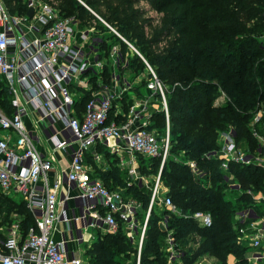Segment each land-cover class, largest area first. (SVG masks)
Listing matches in <instances>:
<instances>
[{
  "label": "trees",
  "instance_id": "trees-1",
  "mask_svg": "<svg viewBox=\"0 0 264 264\" xmlns=\"http://www.w3.org/2000/svg\"><path fill=\"white\" fill-rule=\"evenodd\" d=\"M6 1L12 12L27 9L24 0ZM85 1L135 45L168 84L172 153L174 150L182 157L166 159L161 178L168 187L166 195L171 196L179 212L166 206L164 211L170 214L163 229L159 203L152 205L140 264H168V236H172L182 264H196L204 255L229 264L228 253L237 257L236 264H250L249 246L236 242L245 220L235 217L246 208L247 202L254 201L253 189L264 190V168L253 159L250 162L231 160L225 169L223 159L213 152L221 148L219 130L229 127L235 130L237 142L246 143L250 154L259 152L261 141L254 127L264 135V115L255 126L252 120L264 106V42L258 41V35L264 32V0ZM142 1L161 13L159 18L149 17L148 9L139 7ZM58 7L63 15L77 18L80 27L90 26L95 20L102 31H109L113 42L100 43V49L108 54L112 44L119 43L123 54H132L127 66L133 73L138 74L146 66L138 53L78 0H59ZM110 72V66H106V79ZM176 82L181 84L174 87ZM222 90L229 99L225 104L216 105ZM89 95L88 91L82 95L80 105H84ZM0 108L7 113L13 111L10 90L1 76ZM155 116L165 121L164 114L160 117L155 112ZM98 149L102 151L104 146L100 144ZM106 158L111 163L119 161L108 150ZM145 159L140 160L141 173L159 172L161 156ZM191 161L195 162L197 171ZM113 167L123 169L119 164ZM96 169L107 186L110 177L117 185L125 184L113 168ZM236 184L239 187L233 186ZM260 185L262 189L257 190ZM229 191L232 197H227ZM126 194L140 203L135 217L143 223L151 192L132 184L126 185ZM197 210L211 213L210 226L193 216ZM0 214L4 221L16 215L24 235L36 224L27 200L1 189ZM248 219L252 221L250 216ZM125 226L126 222L119 218L116 231L98 232L88 246L90 264H125L132 253L136 255L133 263H137L140 228L133 237L128 235Z\"/></svg>",
  "mask_w": 264,
  "mask_h": 264
},
{
  "label": "built area",
  "instance_id": "built-area-1",
  "mask_svg": "<svg viewBox=\"0 0 264 264\" xmlns=\"http://www.w3.org/2000/svg\"><path fill=\"white\" fill-rule=\"evenodd\" d=\"M24 2L27 4L25 12L19 9L12 12L7 1L0 0V76L10 90L13 107L12 113L0 108V130L4 129L0 132V189L6 194L20 193L34 213L36 224L24 235L16 215L4 221L0 214V264L83 263L80 256L69 258L65 242L52 235L58 221L70 223V220L58 209L62 181H50L48 176L56 156L42 154L36 146L35 135L27 126L26 118L32 112L38 115L36 127L44 121V129L51 136L53 132L54 135L60 134L54 148L70 153L67 180L77 188L78 198L85 204L79 218L89 213L97 223L104 224L107 231L117 230L119 218L133 230L138 225L137 208L125 199L121 190H112L95 174L93 164L87 160L89 154L94 152V161L97 162L100 158L98 145H103L120 158L121 166L128 168L132 178L141 174L139 156H161L148 214L142 224L136 263L140 264V251L152 205L161 202L179 212L171 196L161 192V171L170 147V131L160 137L145 125L152 117L148 114L150 107L160 106L169 117L168 88L140 50L87 4V8L110 31L144 60L148 75L147 94L138 93L134 84L121 75L132 54H123L119 43L113 44L108 54H102L105 51L99 44L109 42L110 32L102 31L97 21L80 27L79 20L63 15L57 3L44 0ZM30 7L34 8L32 16L27 13ZM106 66L111 69L109 79L104 76ZM179 83L176 82L174 87ZM87 91L90 97L80 105L81 97ZM221 95L223 99L229 98L224 90ZM215 104H220L218 97ZM263 115L261 108L254 115L252 124L255 126L260 122ZM135 123L140 125L134 126ZM254 133L261 141L262 151L259 152H262L260 160L264 168V135L255 127ZM225 134L221 151H214L223 159V168H228L231 160L250 162L256 159L240 149L231 133ZM190 163L197 171L195 162ZM258 197L264 198V192ZM247 211L248 214L252 212ZM193 216L207 226L213 222L210 212L197 210ZM258 234L253 240L255 246L260 244ZM169 240L168 264H182L172 236Z\"/></svg>",
  "mask_w": 264,
  "mask_h": 264
},
{
  "label": "crops",
  "instance_id": "crops-1",
  "mask_svg": "<svg viewBox=\"0 0 264 264\" xmlns=\"http://www.w3.org/2000/svg\"><path fill=\"white\" fill-rule=\"evenodd\" d=\"M37 116H38L37 113L32 112L31 115L26 118V123L28 128L35 135L36 146L42 152V154L45 156L54 154L56 156V161L54 162L53 168L49 171L48 176L50 181L61 179L62 183L59 187L58 209L59 211L63 212L66 215V217L70 220V223L69 221L67 222L65 220L58 221L52 232V235L56 240L65 242L67 255L69 258H71L74 255L82 257V252L85 246L87 245L89 246L93 242L94 238H96L98 232L100 231V228L103 229L104 227L106 228V226L101 222L97 223V220L89 216V213H87L86 216L79 218L81 214H83L84 211L83 206L85 204L82 202L80 198H78L77 188L73 185H70L67 180V172L69 171L70 161H71L70 153L62 148H57V149L54 148L55 140L60 139L59 136L60 134L54 135L53 132L52 134L53 136H51V134H49L48 131H45L44 129L46 127L44 121L40 122V125L36 127L35 120ZM105 150L107 151L106 147H104V150L102 151L98 149L100 158L97 162L94 161V152H91L87 158V160L91 164H93L94 172L97 175H99L96 169L97 167L100 168L101 170L108 169V165H107L108 160L106 158ZM109 154H111L115 158H118L119 162L121 161L117 155L112 154L111 152H109ZM99 177L101 176L99 175ZM21 197L23 196L21 195ZM244 215H247V217L250 216L252 218V221L250 222V226L253 225L258 229L261 228L260 230H257L256 228L252 227V233L250 234L252 236H255L256 238L257 237L256 232H258L260 234V235L258 234L260 238V244L258 246H255L253 241H250V243L252 242V246H251L252 249L250 250L249 248V252L247 253L249 258V263L264 264V218L262 219L258 215H253L252 212L250 214L244 213L243 216ZM242 220L245 219L242 218ZM161 223L164 222L161 221ZM161 227L165 229L164 225H162ZM129 233L132 235L134 231H129ZM204 256L207 259L210 258V260L217 259L216 257L210 255H204ZM229 262L231 264L235 262V255L233 254L229 255Z\"/></svg>",
  "mask_w": 264,
  "mask_h": 264
},
{
  "label": "rangeland",
  "instance_id": "rangeland-1",
  "mask_svg": "<svg viewBox=\"0 0 264 264\" xmlns=\"http://www.w3.org/2000/svg\"><path fill=\"white\" fill-rule=\"evenodd\" d=\"M44 1H50V2H53V3L59 4V0H44ZM78 2L81 5L83 4L85 7H87V5H88L85 0H78ZM88 6H90V5H88ZM139 7L148 9L147 15L149 17L159 18V16L161 15V13H159V12H157L155 10H151L150 9V5L148 3H146L145 1H142L141 3H139ZM106 35H107V33H106ZM106 35L104 34L105 37H106ZM108 41L109 42H113V38H110L109 37L108 38ZM258 41L260 43L261 42H264V32L258 35ZM113 44H116V42L113 43ZM102 54H105V53H102ZM141 68H142V70H140V72L138 74H135V73L132 72V70L129 67L127 68V66H126V69H125L126 71L124 73H122L121 75H122V77L125 76L126 78H128L134 84V86L136 87L135 90L138 93L145 95V94L148 93V90L146 89V84H145L146 83V80H147V76H148L147 75V67L144 66V67H141ZM153 68L157 72V70H156V68L154 66H153ZM120 72H122V71L120 70ZM211 81H216V79H212ZM165 85L168 88V84L165 83ZM221 94H222V91H221ZM221 94L218 96V100L220 101V104H225L227 102V99H223L224 96L221 95ZM168 106H169V117L165 113L164 109H162L160 106H153L155 109L150 107L149 108V111H148V114H150L152 117H151L150 121H148L145 125L149 129H152L155 132H157L160 137L166 135L167 134V131H170V140L171 141H170V147H169V150H168V154H167V158L166 159L171 158V157H174V158L177 159V158H181L182 156L180 154H178V153L176 154V151H174V150H173V153H172V147H173L174 144H173V141H172V138H171V129H170V126H169V123H170V105H169V101H168ZM262 108L264 109V106H262ZM155 112H157L158 115H160V117H162L163 114H164L165 121H163L161 119H158L155 116ZM125 113H128V112L125 110ZM168 118H169V121H168ZM140 122L143 123L144 121H140ZM137 125H140V124L139 123H135L134 124V126H137ZM168 126H169V129H168ZM2 131H4V129L0 130V132H2ZM224 133H226L225 135H228V133H231V137L234 140L236 139V132H235V130L232 127H229L227 130H225V129L224 130H221V131L219 130V133H218V141H219V144H220L221 147L223 145L222 143L224 142V141H222V140H224ZM235 142L240 147V149L242 151H244L246 154H248L249 156H252V155L256 156V159H255L256 163L262 164V161L260 160V154H262V152H258L257 151L254 154L251 153L252 154L251 155L250 152L248 151V149L246 148V143H239L236 140H235ZM218 149L220 150L221 148H218ZM258 150L259 151L260 150L262 151V148H260V146H259ZM110 156H112V155L110 154ZM139 159L141 161L146 160L143 156H139ZM107 160H108L107 161L108 169L109 168H113L114 170H116V172H118V174H119L118 177L121 178V180L123 181V184L125 183L124 185H122V184L117 185L116 182L114 181V178L110 177L109 178V181H108V187L111 188L112 190H121V192L124 194L125 199L127 201H131V203H133V205H136V208L139 209L140 208V203L135 198H132V197L128 196L130 194H128V195L126 194V185L136 184V185H139L142 190L146 191L147 193L148 192L150 193L151 192V189L154 186L155 178L157 177V175H158L159 172H157V173L155 172V173H151V174L141 173L136 178H132V176L129 173V170H128V168L126 166L125 167H122L123 169L121 170V169H118L117 167H113L114 165L116 166L117 164L120 165V162L119 161L114 160V158H113L114 163H115L114 164V163H111L108 158H107ZM140 168L141 167L139 166V169ZM132 180H133V182H132ZM161 188H162L161 189L162 194H166L168 192V187L164 185V182H162ZM258 189H262V186L260 185L257 188V190ZM252 191H253L252 193L256 196V197H254V201L253 202H247L246 208H244V210L240 211L239 214H237L236 217H235V219H237V220L240 219V218H244L245 219V224H244L243 228H240V231H239L240 233H239L238 238H236V242H237V244H242L243 246H247V247L249 246L250 250L252 249L251 248L252 242L250 243V241H253V239L255 238V236H252L250 234V233H252V228L250 227V222L247 221L249 219H248L247 215H244L243 216V214L246 213L247 210L249 209V210L252 211V214L253 215H258V216L260 215V218H262V219L264 218V198L263 197L262 198L261 197H258V196H260L261 192H264V190L256 191V189H253ZM11 195H13L14 197H17V198H20L21 197V194L20 193H12ZM232 196L233 195L231 194L230 191L227 192V197H232ZM158 203H159L158 206L160 207L159 209L162 211L161 213H162V216H163V220H161V221L164 222V223H161V221H160V224H161V226L164 225V227L166 228L167 227L166 224H167V221L169 219V214L170 213H166V211H164V210H167V207L164 204H161V202H158ZM147 214H148V212L146 214H144V216L147 217ZM144 221H143V223H144ZM143 223L142 222H138V225H136L133 228V230H132V228L129 229V226L126 225L125 227H126V231H127L128 235L134 237V233L132 235H130L129 234V231H134L135 232V230L138 231L137 229L140 228V233L138 234L139 235V240H140L141 230H142V224ZM104 228L103 229L100 228V232H102V231L107 232L108 229L105 228V230H104ZM169 237L170 236H168V238H167L168 244H169V242H171L169 240ZM87 252H88V245L85 246V248L83 249V252H82V257H81L82 258V262H83L82 264H90V259H89V255H88ZM137 252L139 253V249H138ZM248 252H249V249H248ZM232 254L231 253H228V255H227V260H228V263L229 264H231L229 262V255H232ZM135 256L136 255L134 253L130 254V258L127 260V262L125 264H134L133 261H134ZM208 257H210V256H208ZM236 262H237V257L235 256V262L233 264H236ZM196 264H221V263H220V261L218 259H212V260H210V258L207 259L205 256H203V257L199 258L196 261Z\"/></svg>",
  "mask_w": 264,
  "mask_h": 264
},
{
  "label": "water",
  "instance_id": "water-1",
  "mask_svg": "<svg viewBox=\"0 0 264 264\" xmlns=\"http://www.w3.org/2000/svg\"><path fill=\"white\" fill-rule=\"evenodd\" d=\"M33 12H34V8L33 7H30L28 9V11H27V13H28L29 16H32ZM213 153H215V152H213ZM233 186L239 187V184H236V185H233Z\"/></svg>",
  "mask_w": 264,
  "mask_h": 264
}]
</instances>
